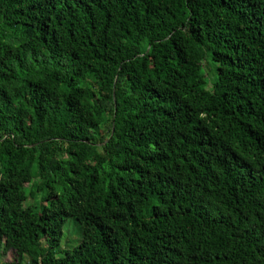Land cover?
<instances>
[{"label": "trees", "instance_id": "16d2710c", "mask_svg": "<svg viewBox=\"0 0 264 264\" xmlns=\"http://www.w3.org/2000/svg\"><path fill=\"white\" fill-rule=\"evenodd\" d=\"M71 218L81 241L57 256ZM10 251L264 264V0H0Z\"/></svg>", "mask_w": 264, "mask_h": 264}, {"label": "rangeland", "instance_id": "374dc122", "mask_svg": "<svg viewBox=\"0 0 264 264\" xmlns=\"http://www.w3.org/2000/svg\"><path fill=\"white\" fill-rule=\"evenodd\" d=\"M203 64H204V70L206 71L208 78L212 82L214 78V73H213L214 67L210 58L205 59ZM104 127L106 130L107 126ZM27 190H28V202L32 205L33 209L39 210L40 199L43 195V192L38 194L35 193L34 195H31L28 187ZM80 241H81V232L79 230V227L75 223V219L71 218L68 220L64 228V237L61 244L58 247L54 248L52 251L58 256L62 254L64 250L77 245ZM44 245H46L45 242ZM15 257H16L15 251H10L7 254H3L2 252H0V261L5 260L11 262L15 259ZM26 261L29 262L28 257L26 258Z\"/></svg>", "mask_w": 264, "mask_h": 264}, {"label": "water", "instance_id": "95a60500", "mask_svg": "<svg viewBox=\"0 0 264 264\" xmlns=\"http://www.w3.org/2000/svg\"><path fill=\"white\" fill-rule=\"evenodd\" d=\"M113 131H114V127H113Z\"/></svg>", "mask_w": 264, "mask_h": 264}]
</instances>
